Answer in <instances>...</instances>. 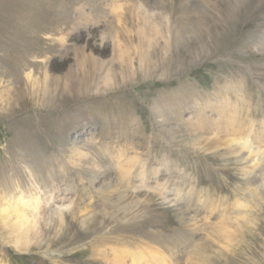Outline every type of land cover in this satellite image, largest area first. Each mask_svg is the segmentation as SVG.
<instances>
[{
	"label": "rangeland",
	"instance_id": "374dc122",
	"mask_svg": "<svg viewBox=\"0 0 264 264\" xmlns=\"http://www.w3.org/2000/svg\"><path fill=\"white\" fill-rule=\"evenodd\" d=\"M207 3L0 0V211L36 223L0 264H264V0ZM230 107L243 164L208 149Z\"/></svg>",
	"mask_w": 264,
	"mask_h": 264
},
{
	"label": "bare ground",
	"instance_id": "6f19581e",
	"mask_svg": "<svg viewBox=\"0 0 264 264\" xmlns=\"http://www.w3.org/2000/svg\"><path fill=\"white\" fill-rule=\"evenodd\" d=\"M157 1H159V0H157ZM210 1H212V0H205L206 4H208L207 2H210ZM169 14H172V11ZM164 21H165L166 31H167L169 37L172 35L173 38H172V44L171 45H169V41L168 40L165 42L166 52H165V55H164V57L162 59L163 63L168 62V61H170L173 58L174 59L175 58L177 59V58H181V57H187V54L185 52L184 53L183 52H180V53H177V54L176 53L169 52V49L172 46H174V47L179 46L180 44L183 43V41H185V39H184L183 34L178 30L177 25L171 21V15H169V17L168 16H165L164 17ZM194 34H195V32H194ZM189 53L191 54L190 51H189ZM156 63L157 62L155 61L154 64H156ZM247 93H249V92L247 91ZM248 95H250V94H248ZM229 109H230V111H232V108L231 107ZM233 109H235V108H233ZM235 114H236V110H234V112L233 111L231 112V118H232L231 120H226L224 123H216V124H214V126L211 129H216L217 130V133H216V137H214V139L210 141V144H209V148L208 149L213 148L214 151L217 150V152H213V154H214V157H217L220 160L221 159L226 160V159H231V158L237 157L238 158L237 159V163L243 164V162H244L243 160H245V159L244 158H240L235 153L234 149H232L231 146L233 144H237V145H239V147H240L239 149H241V151L242 150H244V151L245 150H248L250 152V148H249V145L250 144H248L249 143L248 142V138H249L248 135H250V134H248V133H247V135L241 134L238 129H235L236 126L238 128H240L239 127L240 124L237 123V122H235L236 121V117L234 118V115ZM93 125H95V122L93 120L92 121H89V123L85 126V130L91 129V127ZM184 129H185L184 131L186 132L187 130H189V127H185ZM207 129H210V127H208ZM207 129H205L203 132H207L206 131ZM218 134L219 135H222V136H225L224 139L221 138V137H219ZM233 135L235 137H231ZM227 136H228V138H226ZM220 147L222 149H220ZM220 151H223V152L220 155L217 156V153H220ZM239 153H241V152H239ZM255 164L256 163H252L249 166H245V167L241 168L242 174L245 177L244 178V184L246 186H248V188H252V186H254L259 181L255 175L253 176V172L255 170ZM261 175H263V182L259 186L255 187V189H252L253 192H250V194L252 196L256 195L257 188L261 187V188L264 189V172ZM249 191H250V189H249ZM36 202H37V200H36ZM22 206L27 207V204L24 203L23 200L18 199L17 201H13V202L8 203V206L2 208L1 211H0V221H2V224L4 226H8L9 221H11V218L13 217V218L16 219V222L12 223V227L17 232H18V230H21L20 232H18V235L16 237V242H15V249L16 250H20V248L18 247V245H19L18 242L21 240V237H20L21 234L26 233L30 229H35L36 228V223L33 224L32 226L29 225V220H28L27 215L24 212L20 211L21 208H22ZM237 208L238 209H246L247 206H245L243 204H238L237 205ZM245 216H246V214H244V216L242 218H244ZM17 223H18V225H17ZM261 224L258 225L257 223L254 222L255 230L261 229L260 228L261 227ZM245 249L247 250V248H245ZM242 251H240V253H238V254L240 255V259L243 262L238 261L237 263H234V264H246L247 263L246 261H249L250 262V259L247 257L246 252H242Z\"/></svg>",
	"mask_w": 264,
	"mask_h": 264
},
{
	"label": "trees",
	"instance_id": "16d2710c",
	"mask_svg": "<svg viewBox=\"0 0 264 264\" xmlns=\"http://www.w3.org/2000/svg\"><path fill=\"white\" fill-rule=\"evenodd\" d=\"M66 67V64H63V66H62V70H63V68H65ZM53 71H55V72H58L57 71V69H53V68H51ZM62 70H60V72L62 71ZM205 79H207L206 77H205ZM162 84H159V83H154V86L155 87H160ZM11 255H12V259H13V264H18L19 262H25L26 260H28L30 257L29 256H27V255H17V254H15V253H11Z\"/></svg>",
	"mask_w": 264,
	"mask_h": 264
}]
</instances>
